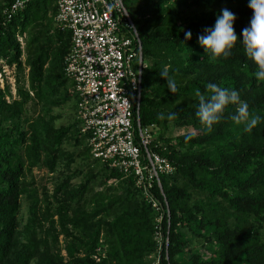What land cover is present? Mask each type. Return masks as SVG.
<instances>
[{
	"label": "trees",
	"instance_id": "16d2710c",
	"mask_svg": "<svg viewBox=\"0 0 264 264\" xmlns=\"http://www.w3.org/2000/svg\"><path fill=\"white\" fill-rule=\"evenodd\" d=\"M14 1L0 7V60L17 72L14 98L8 85L0 87V264H151L157 231L168 236L163 264H264V81L255 78L257 66L240 41L230 56L216 60L198 44L224 8L235 14L242 40L253 15L249 0H123L141 42L140 123L157 129L152 150L175 167L160 177L163 195L152 189L158 211L133 177L92 158L87 136L78 132L76 152L65 151L68 133L77 132L75 119L53 127L38 115L54 98L56 104L73 102L76 111L63 64L71 35L55 24L56 0H32L8 19L4 12ZM23 35L24 62L17 40ZM165 68L175 81L174 95L159 75ZM209 83L238 91L261 122L245 132L230 119L235 106L229 105L208 132L195 115V92L209 96ZM161 113L164 119L157 118ZM169 113L177 118L169 121ZM170 130L175 135L169 139ZM187 135L192 139L185 142ZM80 141L84 148L78 150ZM76 161L71 172L69 163ZM62 163L69 172L58 179L55 193L64 201L54 206L46 195L37 198L28 175L34 168L58 173ZM72 176L82 180L70 189ZM96 179L101 191L92 190ZM23 196L28 205L21 223ZM98 249L104 255L96 260Z\"/></svg>",
	"mask_w": 264,
	"mask_h": 264
},
{
	"label": "built area",
	"instance_id": "2783aa9c",
	"mask_svg": "<svg viewBox=\"0 0 264 264\" xmlns=\"http://www.w3.org/2000/svg\"><path fill=\"white\" fill-rule=\"evenodd\" d=\"M30 1L15 0L4 13L10 19ZM56 6V26L71 35L63 64L73 82L79 133L87 136L92 158L133 177L135 187L158 211L152 189L157 186L163 195L160 177L171 175L175 167L152 150L157 129L140 123L141 42L123 0H56ZM155 235L151 264H163L161 252L164 245L167 259L168 236L163 239L159 231Z\"/></svg>",
	"mask_w": 264,
	"mask_h": 264
},
{
	"label": "clouds",
	"instance_id": "9594fccd",
	"mask_svg": "<svg viewBox=\"0 0 264 264\" xmlns=\"http://www.w3.org/2000/svg\"><path fill=\"white\" fill-rule=\"evenodd\" d=\"M248 7L253 15L250 25L242 29V40L238 38L234 29L235 14L224 8L221 10L222 15L217 16L214 27L204 29L205 34L198 36V44L204 49V55L209 56L211 60H216L221 56L224 58L230 56L231 50L237 41H240L247 58L257 66L255 78L258 81H264V0H249ZM191 38V31H187L185 40ZM159 75L167 81L168 89L174 95L177 87L175 81L168 77V69L165 68ZM207 89L210 92L207 97L199 89L195 92V96L198 97L195 115L208 132L213 130V125L221 121L229 105L235 106V112L230 119L236 125H244L245 132H251L261 122L260 115L249 112L248 103L241 99L238 91L220 87L214 83H209ZM157 118L164 119V114H159ZM176 118V113H169L167 116L169 121ZM191 139L192 136L187 135L185 142Z\"/></svg>",
	"mask_w": 264,
	"mask_h": 264
},
{
	"label": "rangeland",
	"instance_id": "374dc122",
	"mask_svg": "<svg viewBox=\"0 0 264 264\" xmlns=\"http://www.w3.org/2000/svg\"><path fill=\"white\" fill-rule=\"evenodd\" d=\"M5 0H0V7L2 8L4 6ZM130 12V11H129ZM21 38H19V43H20V49H21V60L22 62H24L25 60V56H26V52H25V37L26 35L20 36ZM0 66L2 68L1 72H0V86H4V85H8L10 87V91H11V95L12 98H14L16 92H15V84L16 81H14L13 83V79L16 80V75L17 72L13 67H9L7 66L4 61L0 60ZM28 72V68L25 67V70L23 71V73L21 74L22 80L26 79V75ZM27 86V83H26ZM69 93L71 94V91L69 89ZM6 99L8 101H11V97H6ZM56 100L58 99H51V102L48 103V105L46 107H43L44 111H40V113L38 114L39 116L42 115H46L45 116V121L47 122V125H51L53 127H65L66 125H68L69 123L72 122V120L75 119V108L73 107V102L67 101L63 104H56L54 102H56ZM76 131L74 132L73 129L70 130V132L68 133V136L66 137V143L64 144L63 148L65 149V151L67 152H76V148L74 147V141L73 138H79L80 140L82 139L79 135V130H78V126H76ZM173 135H175L172 130H170L167 133V136L172 137ZM81 142V141H80ZM84 148L83 143H80V146L78 147L79 149ZM88 159V157H87ZM90 160V159H88ZM80 163V162H79ZM62 166L58 165L57 170L58 173H47L44 169H36L34 168L32 170V172L28 175V178L32 177L33 179L31 180L32 184H31V188L36 189L37 192V198L40 195H46L48 200L50 202H52V204L54 206H57L59 204L60 201H64V197L61 194H56L55 193V189L57 188V184H58V179L60 180L63 177V173L65 174L66 172H69V170L71 172H73L75 169H77L78 161L76 162H72L69 163V170L66 171L68 169V167H66L65 163L61 164ZM57 174V175H56ZM31 175V176H30ZM80 180H82L81 176L78 177H71L70 181H69V186L70 189L74 188L75 185H77ZM112 182H114L113 180H110L107 182V184H112ZM92 190L94 191H101V187L98 185V179H96L94 181V186L92 187ZM27 199L23 196L21 198V207H20V211H19V219L22 223V221H24V219L26 218L27 215ZM64 244H65V240L63 239L62 236L59 237V244H58V249L61 250V254L63 256H65V251H64ZM155 254V253H154ZM152 254L149 256V259H153L155 257V255ZM99 255H104V252H102L101 250L99 251L96 250V254H94L92 256V258L98 259L99 260Z\"/></svg>",
	"mask_w": 264,
	"mask_h": 264
}]
</instances>
